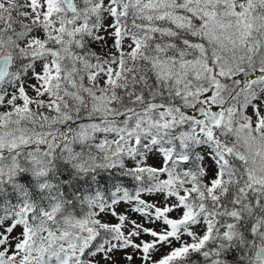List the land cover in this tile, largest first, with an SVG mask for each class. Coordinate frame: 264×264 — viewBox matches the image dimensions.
Wrapping results in <instances>:
<instances>
[{
  "label": "snow or ice",
  "instance_id": "6c2138e0",
  "mask_svg": "<svg viewBox=\"0 0 264 264\" xmlns=\"http://www.w3.org/2000/svg\"><path fill=\"white\" fill-rule=\"evenodd\" d=\"M0 264H264V0H0Z\"/></svg>",
  "mask_w": 264,
  "mask_h": 264
}]
</instances>
